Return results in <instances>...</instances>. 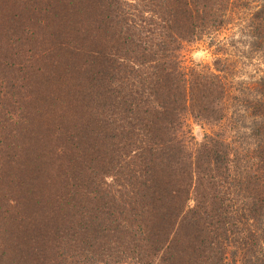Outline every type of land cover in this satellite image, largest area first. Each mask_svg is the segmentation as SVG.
Wrapping results in <instances>:
<instances>
[{
    "label": "trees",
    "instance_id": "1",
    "mask_svg": "<svg viewBox=\"0 0 264 264\" xmlns=\"http://www.w3.org/2000/svg\"><path fill=\"white\" fill-rule=\"evenodd\" d=\"M28 6L33 15H26ZM1 7L0 80L12 79V90L26 83L37 115L7 125L9 135L20 134L9 138L8 150L24 155L10 160L7 198L0 185V264H29L30 250L34 256L41 251L32 263L48 264V241L29 247L28 225L20 244L30 250L18 248V210L26 222L35 216L31 187L38 192L42 182L67 189L58 170L69 151L60 147L50 154L45 135H62L76 115L94 116L93 100L100 97L117 102L109 105L115 111L108 124L119 132L113 137L123 147L121 169L112 183L103 176L93 185L98 176L92 178L96 188L86 190L89 202L79 204L84 223L77 222L70 239L77 231L88 238L100 233L96 240L104 241L96 255L84 261L62 255V264H264V73L238 76L246 71L239 59L252 67V61H264V0H0ZM48 23L55 25L49 30ZM232 23L244 39L213 44L214 69L185 65L186 45ZM89 40L99 43L97 60L82 61ZM1 98L14 95L1 86ZM188 118L215 132L196 140ZM35 129L42 140L28 136ZM201 188L207 195L193 200ZM61 200L59 213L75 210L68 198ZM57 221L59 215H52L36 229L44 238L56 237ZM145 223H158V229Z\"/></svg>",
    "mask_w": 264,
    "mask_h": 264
},
{
    "label": "rangeland",
    "instance_id": "2",
    "mask_svg": "<svg viewBox=\"0 0 264 264\" xmlns=\"http://www.w3.org/2000/svg\"><path fill=\"white\" fill-rule=\"evenodd\" d=\"M2 7L0 9V15L3 14ZM30 10L31 12H29ZM43 10H45V7H43ZM4 13L6 14V12ZM26 15L27 16L33 15V9H31L29 6ZM0 21H2L1 16H0ZM77 24H79V26L81 25L80 23ZM54 25L55 23L45 24V26L49 27V30ZM237 27L238 24L235 23L229 24L228 26H226V29L220 31L219 33H212L208 36L206 35L202 39V41H199L192 45L191 44L186 45L182 54L183 61H185V65L191 67L194 64L196 65L201 64L202 65L201 68L203 66H207L214 69V65L216 60L218 59L217 58L218 56H216L217 55V53L215 52L216 48L215 46H213V44L220 43V41L229 43L232 42L233 40L244 39L240 36ZM84 30L87 29L84 28ZM91 30L92 32L95 31L93 27L91 28ZM81 40L84 41L83 39ZM70 41H72V39ZM98 46L99 43L97 41L95 42L89 40L88 44H85L86 48L82 51V54H84V56L82 57V61L83 60L90 61L92 59L97 60L95 53L100 50ZM228 49L229 50L231 49L232 51L231 47ZM225 54H227V50ZM227 56L228 55L223 54L222 57L226 58ZM234 59L237 58L234 57ZM239 61H238L239 67L245 65L244 70L246 69L245 72L243 71L240 74H238V76H240L241 79L249 80L250 76L246 75L247 73H253L251 79H253V77L255 76H259L260 74L264 73V61L261 62L260 64H258V62L256 61H252L253 67L252 65L249 64V62L246 61V59H242V60L239 59ZM73 66H77V65L76 63L71 62V67ZM11 84H13L12 79L3 78L0 80V87L2 86L3 89L8 87L10 94L14 95L13 100H11L10 98L0 99V185L5 186L6 198L9 196L8 195L9 188L5 185V183L10 184V179H11L10 177L13 176L11 173L12 172L11 170L13 169V165L10 163V160L12 158L21 159L20 157L24 155V152L21 150L17 152H11L8 150V144L9 142H11L9 138H20V134L14 133L9 135V132H11V130L10 128H8L9 126L7 127V125H9L12 122H17L18 119H23L28 114L30 115L29 118L31 120H34L37 115L34 110L36 105L32 104V106H30L29 100L28 98H26L28 91L30 90V89L28 90V88L26 87V83H23L24 88H22L21 90H19V88L12 90ZM2 94H4L5 96L4 91L1 92V95ZM38 100L39 98L37 96L35 97V99L32 100V102L33 103L38 102ZM93 101L95 103V106L97 107L94 113L92 112V115L94 116L76 115L73 121L70 124L68 123L66 127L63 129L62 135L55 136L52 134L54 131L51 132L49 131V133L45 135L46 136L45 144L47 145L50 154H54L55 152H57V149L60 147H65L69 151V157H68L69 160L67 161L66 166L63 168H59L58 170V172L61 174V177H63L64 181L67 182V184L65 185L67 189L64 190L62 188L63 185L58 186L57 183L51 187L49 186V184H45L44 182H42V184L38 188V192L37 189H33V187H31V191L33 192L34 190V192L36 193V198L34 199L35 216L32 215V218L26 222V220H22L21 217L23 215H21L22 213L19 212L18 210V214L20 215L16 217V220L18 219L17 220L18 224L20 220L23 221V232H20L19 234L20 236H22V238L19 241L17 240L18 248L25 250L26 248L29 249V247L33 249L34 248L38 249L37 247L39 245L42 246V241L47 240L48 241L47 244L44 245L46 249L44 253L48 258H50L48 264H62L63 261L62 255L66 256V254L67 256L77 255L81 261H84L85 258L88 256V254L90 257H94L96 254L93 253H95L96 250L99 249L100 243L104 241V239L96 240V237L100 233L97 234L96 232H94L92 236L88 238V235L83 234L80 231H77V235H74L73 239H70L71 233L74 234L76 229H79V227H77V222L84 223V221L80 217L81 210L79 204L80 202L85 204L87 203V201L89 202V200L87 199L86 201L85 198L86 195L85 193L89 192L86 190L96 188L90 185V183H92L91 179L95 178L96 175L98 176L97 180H95L96 182H93V185H97L99 181L103 182L102 180L103 176L106 178V181L112 183V178L114 179V181H116L117 175L120 172L119 169H121V161L120 160L118 161V156L121 154V152L123 153V147L118 143L117 139H114V137H119V132L118 130L114 131L113 130L114 126L108 124V116L112 113L113 110L115 111L114 108L112 107L109 108V105L111 103L116 104L117 102L114 101V98L109 99L108 97H103V98L100 97ZM51 116L53 118V115ZM187 123L191 128L190 130L192 131V134L198 141H201L205 135L210 134L211 132H215V128L207 129L206 125L202 123L198 124L197 122H195L190 118H188ZM40 134H42L40 130L35 129V131L31 135L28 134V136L34 135L36 137V139L34 140H38V138L42 140ZM86 136H89L88 141L90 142L91 145L90 148H86L84 145V141H86V139L88 138ZM26 141L28 142V137L26 138ZM92 147L93 149L90 150ZM86 149L90 151L86 152L85 151ZM82 152H85L86 154L83 153L84 154L83 155ZM100 164L102 165L99 169L97 165ZM17 173L20 174L18 170ZM79 178L81 179L78 180ZM88 178H90V180H87L88 182L86 187L81 186L82 179H88ZM203 181L205 182V180ZM43 184H45L49 188H43ZM203 189L202 188L199 189V193L193 196L192 199L194 200L196 198H200L202 193H204V195L206 196L207 190L203 191ZM223 190L225 191V188H223ZM208 193L210 195L213 194V190H210ZM51 197H54L55 199L54 206L50 205ZM61 197H63L62 200L60 199ZM66 198H68L69 205L71 206L70 210L75 209L70 211L69 215L67 214V212L66 214H62V212L59 213L58 209L56 208L57 205H60V200L63 201L65 204ZM71 202H74L75 205L74 207L71 205ZM65 209L66 207L63 208V210ZM91 213L93 215V213L95 212L93 211ZM56 214L57 216L59 215V221H57L59 227L56 230L58 232L57 233L58 236L51 238L50 237L44 238V236H42V231L38 232L40 230L36 228H41L40 224L46 227V225L42 223L47 222L49 218L52 217V215L54 216ZM3 217L1 218L2 221L3 222L7 221L8 218H5V216ZM11 218H13V216H11ZM71 222H73L76 225L75 228H72L74 224L68 227L66 226L68 223ZM64 223H65V227L63 226ZM8 224L10 225L9 221ZM152 224L153 226H156L158 223H145L144 225L150 229V226ZM26 225H28L26 233L31 239L29 247L26 244H20L21 241L26 240L25 237ZM166 228L168 227L164 226L159 229L161 230ZM157 229L158 228L156 226V230ZM86 240H88L89 242L86 243L87 242ZM91 240L94 242H92ZM70 241L72 242L68 243ZM76 243L82 247H86L87 253L79 252L78 248H76V246H73ZM69 244H71V247H68ZM24 245H26V247H24ZM41 248L43 250V247ZM65 249H69V250L64 251ZM37 251L38 250H36L35 256L32 254L31 250L29 251L31 255L34 257L33 260L32 259L30 260L29 264H36L35 262L32 263V261L37 260L36 258L39 257L41 251H39V253ZM18 252L19 250L17 251V253ZM66 264H72V263H66Z\"/></svg>",
    "mask_w": 264,
    "mask_h": 264
}]
</instances>
